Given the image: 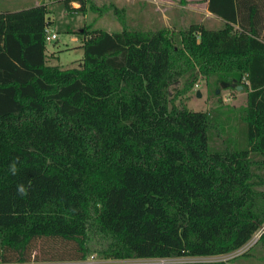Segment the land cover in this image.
<instances>
[{"label":"trees","instance_id":"1","mask_svg":"<svg viewBox=\"0 0 264 264\" xmlns=\"http://www.w3.org/2000/svg\"><path fill=\"white\" fill-rule=\"evenodd\" d=\"M206 2L221 28L71 31L70 68L48 63L45 3L0 12V262L37 261L40 244L81 261L96 234L119 260L264 245V0ZM185 75L184 91L197 75L243 86L239 142L210 148L209 112L169 107Z\"/></svg>","mask_w":264,"mask_h":264},{"label":"rangeland","instance_id":"2","mask_svg":"<svg viewBox=\"0 0 264 264\" xmlns=\"http://www.w3.org/2000/svg\"><path fill=\"white\" fill-rule=\"evenodd\" d=\"M10 7L28 6L33 2L45 3L48 8V30L56 33V40L46 43L48 63L59 68H70L81 62L83 50L75 46L81 44V39L71 33L76 29L104 30L107 32L121 31L123 27L142 31H155L163 22L160 12L155 9V4L140 5L139 0H86L83 10L79 11L80 2H70L65 6L63 0L49 2L47 0H9ZM138 1V3H137ZM141 1V0H140ZM195 2V1H194ZM198 7L194 12L184 15L186 23L194 22L209 29L221 28L223 22L206 11L205 0H196ZM203 2V3H202ZM150 4V3H149ZM203 6V8H201ZM96 7V8H95ZM115 8L119 11L116 12ZM203 9V10H201ZM173 14V13H172ZM189 25L171 27L174 31L184 30ZM76 37L75 40L72 38ZM189 81L187 75L172 83L168 91L169 107L184 108L194 111H207L212 119L218 122V127L212 129L209 147L222 148L226 144L239 142L243 136V123L241 121L242 109L246 105L247 91L236 86H223L216 82L214 77L205 79L201 75L195 78L193 87L184 91L185 84ZM199 93V94H198ZM8 219L1 220L0 224L7 223ZM257 233L247 244L237 251L207 257H177L168 259H112L104 258L97 252L105 247L106 238L94 235L90 246L92 252L86 260L103 264H146V263H184L204 261H229L231 264H264V245L258 242ZM41 248V250H39ZM56 246L40 244L37 249L38 260L30 264H74L73 261L48 260Z\"/></svg>","mask_w":264,"mask_h":264},{"label":"crops","instance_id":"3","mask_svg":"<svg viewBox=\"0 0 264 264\" xmlns=\"http://www.w3.org/2000/svg\"><path fill=\"white\" fill-rule=\"evenodd\" d=\"M9 3H10L9 0H0V12L18 10V9L25 8V7H28L31 5H38L37 4L38 2H33L32 4H30L28 6H21V7L17 8L16 6L10 7ZM137 3H138V1H137ZM151 3H154L155 9L160 12L159 16H160L161 21L163 22V24L161 26L166 27V28L182 27V26L194 24V22H188V24H187L186 23L187 21H186V18L184 17V15L188 14L189 12L193 13L196 8H199L197 6L198 3L196 2V0H141V1L139 0L138 4L150 5L151 7H154L153 5H151ZM204 4L206 5L207 13L211 14L207 9L206 0H205ZM201 8H203V6ZM203 9H201V10H203ZM72 39L75 40L76 37H73ZM75 46L81 47V44L75 43ZM46 54H47V52H46ZM15 217L17 219L20 218L19 215H16Z\"/></svg>","mask_w":264,"mask_h":264},{"label":"built area","instance_id":"4","mask_svg":"<svg viewBox=\"0 0 264 264\" xmlns=\"http://www.w3.org/2000/svg\"><path fill=\"white\" fill-rule=\"evenodd\" d=\"M47 1L52 2V1H55V0H47ZM56 38H57L56 33L50 32L48 30V27H46L45 28V42L48 43L50 41L56 40ZM86 259L81 260V261H76L74 264H103V263H96V262H94L92 260H86ZM0 264H30V263H5V262H0Z\"/></svg>","mask_w":264,"mask_h":264},{"label":"clouds","instance_id":"5","mask_svg":"<svg viewBox=\"0 0 264 264\" xmlns=\"http://www.w3.org/2000/svg\"><path fill=\"white\" fill-rule=\"evenodd\" d=\"M10 171L13 173V174H15V172H16V165L15 164H12L11 166H10ZM26 188L24 187V185H18L17 186V192H18V194H20L21 196H23V195H25L26 194Z\"/></svg>","mask_w":264,"mask_h":264},{"label":"water","instance_id":"6","mask_svg":"<svg viewBox=\"0 0 264 264\" xmlns=\"http://www.w3.org/2000/svg\"><path fill=\"white\" fill-rule=\"evenodd\" d=\"M223 86H229V85H231V86H235V84L234 83H228V82H222L221 83ZM237 87V89H241L242 88V85H238V86H236ZM199 94V93H198ZM263 229H264V227H263Z\"/></svg>","mask_w":264,"mask_h":264}]
</instances>
